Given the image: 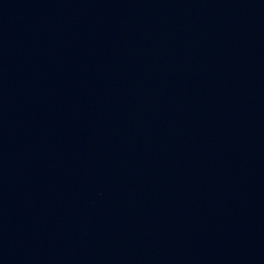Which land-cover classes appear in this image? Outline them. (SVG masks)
I'll return each instance as SVG.
<instances>
[{"label": "water", "instance_id": "95a60500", "mask_svg": "<svg viewBox=\"0 0 264 264\" xmlns=\"http://www.w3.org/2000/svg\"><path fill=\"white\" fill-rule=\"evenodd\" d=\"M0 264H264V0H0Z\"/></svg>", "mask_w": 264, "mask_h": 264}]
</instances>
